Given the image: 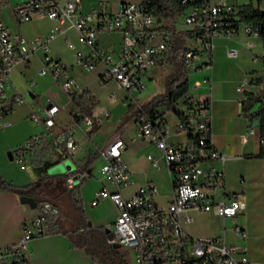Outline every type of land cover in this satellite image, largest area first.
Returning a JSON list of instances; mask_svg holds the SVG:
<instances>
[{
	"label": "built area",
	"instance_id": "2783aa9c",
	"mask_svg": "<svg viewBox=\"0 0 264 264\" xmlns=\"http://www.w3.org/2000/svg\"><path fill=\"white\" fill-rule=\"evenodd\" d=\"M180 5L177 18H166L153 12L140 0L118 1L113 9H107L105 0H96L87 10H81V0H21L12 8L17 22L29 19L33 14L54 19L58 24L65 22L71 27L76 41L84 48H74L75 62L81 69L99 64L98 80L101 84L113 80L123 91L121 104H130L134 111L133 125L138 137L152 143L158 154H147L151 165L156 166L158 157L163 159L171 190L165 205H157L152 196L156 185L145 179L139 187L123 194L131 179L120 154L125 147L124 140L116 135L98 148L102 162L98 168L100 187L94 192L89 204L107 197L114 206L110 230L115 247L130 253L132 264H251L246 256L244 240L246 233L235 221L241 211L239 195L224 190V176L221 168L208 162L223 161L227 155L218 151L210 142L208 125L211 119L208 82L203 81L204 91L187 86L180 97L173 102L174 108L184 119H178L176 129L190 131L191 138L185 142L167 140L168 127L160 111L145 110L132 92H141L144 77L158 66L157 61L165 59L170 39L179 34L182 39L184 70L206 65L209 62L212 38L218 35L257 36L254 25L244 20L239 6L228 0H177ZM179 20L184 28H177ZM61 27L50 28L45 34L27 41L20 34L10 30L0 19V127L9 125L6 113L21 94H8L7 81L12 68L17 64L27 65L28 56L36 49L43 51L35 72L47 74L63 91L77 93L81 88L68 73L66 64L59 58L46 54L47 43ZM114 33L115 44H101L96 34ZM69 48L73 42L65 39ZM247 45V42H246ZM232 49H229L231 52ZM261 70L264 72V49L261 51ZM198 59V63L194 60ZM31 79L28 84H32ZM247 78L242 77L235 90L242 91ZM197 85V83H194ZM246 95H243V99ZM108 98L114 100L113 92ZM61 108L51 101H45L39 111L31 110L27 118L42 129L28 136L13 149L16 162H22L32 142L46 136L54 124V115ZM246 123L240 134L244 142L253 132L251 120L242 112ZM94 114L83 115L76 123L87 130ZM73 124H67L55 135L64 145L68 157L73 154L76 141ZM264 148V140H259ZM11 153V152H10ZM12 158V155H11ZM62 160V159H61ZM203 163L206 166L203 167ZM66 173L65 185L72 186L70 170ZM48 208L47 203H43ZM192 212H209L230 220L229 229L237 239L226 241L223 229L214 236L195 237L189 234L185 225L192 219ZM40 212L20 222V236L13 244L2 247L5 261L23 264L28 259L27 242L32 236L45 234Z\"/></svg>",
	"mask_w": 264,
	"mask_h": 264
},
{
	"label": "crops",
	"instance_id": "0c3cea01",
	"mask_svg": "<svg viewBox=\"0 0 264 264\" xmlns=\"http://www.w3.org/2000/svg\"><path fill=\"white\" fill-rule=\"evenodd\" d=\"M20 1L0 0V19L4 24L27 41L35 36L45 34L50 28L61 27V31H57L53 38L48 41L46 53L48 52L50 56L59 58L65 63L67 71L72 77L73 65H75L77 72L84 73L85 71L75 62L74 55L72 59L74 61L70 62L66 60L64 58V49L60 47L61 43L65 44V39L67 38L73 42L72 53L74 48H84L76 41L72 28L68 27L65 22L58 24L56 20L38 14H33L25 21H15L12 16V8ZM95 1L81 0V10H87ZM118 1L128 0H105L106 8L113 9ZM228 1L243 4L248 0H241V2H236L235 0ZM257 7L264 10V0H259ZM177 12L173 13L172 16L165 17L175 19L177 18ZM96 39L101 44H115L117 35L114 33L104 34L98 32ZM74 43L77 45L75 44V46ZM229 49H232L231 52ZM263 49L264 41L258 35L255 37L251 35H234L230 37L218 35L212 38L209 62L206 65L189 68L185 75L187 86L198 91L205 90L203 81L208 82L209 94L211 96V119L208 125L209 140L218 151L227 155L222 162L213 159L208 163L215 168L222 169L224 190L236 192L239 195L241 211L237 213L235 221L246 233V237L241 242L245 244L246 256L251 264H264V156L249 155L255 154L258 151V143L253 142V139L249 141L247 138L244 142L240 141V134L243 132L246 123L245 118L242 116L241 100L243 99V95H245L244 92L256 94L264 86V72L261 70L262 61L260 56ZM42 54L43 51L40 48H36L28 56L27 65L17 64L12 68L20 80L17 83H13L10 73L6 87L8 94H21V89L27 88L29 96L36 98L43 91V88L41 90L38 86V76L40 75H45L51 85L49 75L37 74L36 72L34 73L37 74L36 80L32 84H28L30 79L33 81V73H30L26 77L30 67V57H35L39 64ZM194 63H198V59H195ZM100 67L99 64L92 67L90 71L86 72L85 79H80L78 75L73 77L81 89L86 88L96 99V104L91 108L94 114L93 127L85 130L80 123L70 121L67 109L65 110L66 117L63 118V121L59 120L56 115L62 109L61 107L54 115L53 126L44 137H55L57 132L69 124V122L73 124V137L76 141V147L70 159L73 166L75 164L84 165V170L78 173L79 175H83V178L79 180L77 185L81 202L82 198L92 196L93 191H95L99 183L101 184L100 179L94 183L90 190H86L90 176L94 175V177L99 179L98 168L102 159L98 154V148L113 136H120L125 142V147L122 149L120 157L128 169L131 179L130 183L121 189L122 193H131L145 179H150L154 182L157 189V192L152 196L153 201L157 205L163 206L171 190L163 159L158 157L156 166L150 164L146 155H157L156 148L152 143L136 135L133 125V108L130 104H121L120 100L123 95L120 96V93L122 90L116 85L115 81L109 80L103 84L99 82L98 72ZM149 77H152L151 74ZM242 77L247 78V83L240 92L235 90V85ZM194 83H197V85ZM109 90H121L117 92L119 97L110 100L107 96ZM147 98L141 100V102ZM68 107L76 110L73 113H78L69 99L67 100ZM31 109L25 114V117ZM156 109L160 111L168 127L169 134L167 140L174 143L187 141L186 131L176 129L177 116L163 106L156 107ZM10 112L7 114H10ZM109 120L111 124L104 128V123ZM54 128L56 131L52 132L51 130ZM25 157L28 159V153ZM205 166L206 163H203V167ZM3 178L12 181L10 178L4 176ZM27 206L26 203H21L18 200L16 193L0 189V252L2 251V247L17 241L20 236V222L25 217H30L37 212L34 207L35 213H30L27 211ZM113 213L114 206L111 215ZM84 216L86 219L87 215ZM203 218L214 220V222L213 224L209 223L206 225L203 223ZM229 226L230 220L228 218L223 219L209 212H192V219L185 225L189 234L195 237L218 235L224 227V239L229 242L236 241L237 239L230 231ZM43 237L58 239V244L43 249L33 238H30L27 242L29 250L27 257L30 264L35 263L34 259L37 256L53 258L68 250L83 248L82 246H72L68 237L60 232L43 234Z\"/></svg>",
	"mask_w": 264,
	"mask_h": 264
},
{
	"label": "trees",
	"instance_id": "16d2710c",
	"mask_svg": "<svg viewBox=\"0 0 264 264\" xmlns=\"http://www.w3.org/2000/svg\"><path fill=\"white\" fill-rule=\"evenodd\" d=\"M150 6L153 12L162 16H172L179 11L177 0H140ZM259 0H248L238 4L241 17L255 26L257 35L264 41V10L257 7ZM169 70L161 75L162 90L152 94L141 103V106L151 112L156 107H165L171 110L184 125V119L174 108L173 102L186 90V72L184 70V56L182 39L179 34H173L163 62ZM246 97L241 100V110L251 121L256 120L259 140H264V86L256 94L244 92ZM67 97L77 109L73 113L76 121L83 115H89L96 99L86 88L79 92H67ZM255 100L259 104L252 110L249 107ZM94 125L92 120L90 127ZM187 138H191L190 131H186ZM251 156H264V148L258 144V151ZM68 157L62 142L55 137H40L32 142L28 150V163L34 177L24 184H13L0 176V189L10 190L17 195H29L35 200V208L42 215L41 224L45 227V234L60 232L65 234L72 246H88L89 254L98 258L100 264H125L119 250L106 239V230L102 226L87 225L84 212L78 195L77 185L67 187L64 183L66 173H46V169L63 158ZM84 170L83 164H75L71 173H80ZM47 203L48 208L43 207ZM4 253L0 252V264H18L5 261ZM23 264H30L28 259H22Z\"/></svg>",
	"mask_w": 264,
	"mask_h": 264
},
{
	"label": "rangeland",
	"instance_id": "374dc122",
	"mask_svg": "<svg viewBox=\"0 0 264 264\" xmlns=\"http://www.w3.org/2000/svg\"><path fill=\"white\" fill-rule=\"evenodd\" d=\"M236 2H241V0H235ZM186 25L181 23L179 20H177L176 27L177 28H184ZM66 44V43H65ZM60 44L61 49H64V58L68 61H74L73 59V53L72 48H69L67 45ZM76 43H74L75 45ZM77 45V44H76ZM75 45V46H76ZM64 47V48H62ZM48 56L49 53H46ZM53 57V56H52ZM38 63L35 57H30V67L28 70V73L26 74V77L29 76L30 73H33L32 79L33 82L36 80L37 74L35 73V70L38 67ZM95 66V65H94ZM93 66V67H94ZM72 74L73 77L75 75H78L80 79H85L86 72L90 71L92 68L86 69L84 73H79L76 70L75 65L72 67ZM169 70V66L167 63L163 62L162 64H158V66L152 68L149 71V75L151 74L152 77H144V88L141 92H132V94L139 100H143L147 97H150L152 94L159 92V90L162 88L161 85V75ZM11 80L13 83H17L20 78L16 75L15 70L13 69L11 72ZM51 85L49 84L48 80L46 79L45 75L38 76V86L43 88V91L35 98L30 97L27 93V88L21 89V96L22 99L20 101H16L13 105L10 112V114L5 115V118L9 121V125L0 127V176L3 178H10L12 181H9L13 184H24L26 182H30L33 179V174L29 168L28 159L26 157L23 158L22 162H16L15 161V155L13 153V149L22 144L25 139L30 136L33 133H37L41 131V127L39 125H34L27 116L25 117V114L32 108L31 110L38 112L39 107L45 103V100H50L55 102L57 105L61 106L62 109L57 113L56 117L63 121V118L66 117L65 110L68 111V116L70 118V121H76L73 112H76L74 108H67V93L59 88L58 84H55L52 80L50 81ZM78 84V83H77ZM162 90V89H161ZM160 90V91H161ZM113 92L115 97H119L117 92L121 90H109V92ZM107 94V96H108ZM123 95V91H121L120 96ZM259 104V100H255L252 105L249 107V110L254 109ZM70 124V122H69ZM111 124V121H107L104 123L105 126H109ZM73 127V126H72ZM74 128V127H73ZM52 132L56 131L55 128L51 130ZM249 141L253 139V142H257L259 144L258 134H257V126H254L253 132L248 136ZM10 151L12 158L8 159L6 152ZM72 163L70 157L63 158L62 160H59L57 162H54L52 165H50L46 169V173L53 174L61 171V169L67 164ZM72 170V167H70V171ZM5 179V178H4ZM87 183L86 190H90L91 187L96 183V181L100 180L93 176H90ZM6 180V179H5ZM8 181V180H6ZM79 179H73L72 185H78ZM99 183V182H98ZM100 187V183L98 187L95 189V191ZM93 191V194L94 192ZM92 194V196H93ZM92 196L89 198L85 197L82 198L81 203L84 209V215H87L86 220H88L91 224V226H102L106 230V239L108 241H114L113 234L110 230L111 227V220H112V211H113V205L111 201L108 198L99 199L95 204H89V201L91 200ZM33 209V210H32ZM27 211L30 213L34 212V207L30 208L27 206ZM35 213V212H34ZM36 214V213H35ZM34 214V215H35ZM34 215H31L30 217H25V219H29L33 217ZM203 223L208 225L209 223L214 222V220H209L207 218H203ZM31 238L34 239L36 243L39 244L40 247L43 249L46 247H51L56 244H58V239L55 240L54 238H44L43 235L39 236H32ZM119 252L121 253V257L125 264H132V257L131 254L128 252L126 253L125 249H120L116 247ZM35 263L32 264H38V263H56V264H100L98 261V258L90 255L89 253L86 254L82 249L77 250H68L66 252L60 253L57 257L53 258H44L42 256H37L34 259Z\"/></svg>",
	"mask_w": 264,
	"mask_h": 264
},
{
	"label": "water",
	"instance_id": "95a60500",
	"mask_svg": "<svg viewBox=\"0 0 264 264\" xmlns=\"http://www.w3.org/2000/svg\"><path fill=\"white\" fill-rule=\"evenodd\" d=\"M251 124L252 126H256L257 122L255 119H253L251 121ZM6 155H7V158L8 159H11V153L10 151H7L6 152ZM70 167H72V169L74 168V166L71 164V163H67L62 169L61 171L59 172H63L64 169L66 170H70ZM83 178V175H79L78 173H73L72 175V179H82ZM18 200L21 202V203H26L29 207H35V200L33 199L32 196H29V195H18ZM87 225H90V222L87 220L86 221ZM112 243L113 246H115L114 242L113 241H110ZM83 250L86 254H88L90 252V248L88 246H84L83 247Z\"/></svg>",
	"mask_w": 264,
	"mask_h": 264
}]
</instances>
